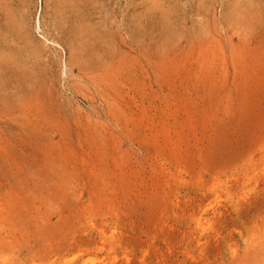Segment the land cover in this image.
Instances as JSON below:
<instances>
[{"label":"rangeland","instance_id":"374dc122","mask_svg":"<svg viewBox=\"0 0 264 264\" xmlns=\"http://www.w3.org/2000/svg\"><path fill=\"white\" fill-rule=\"evenodd\" d=\"M0 264H264V0H0Z\"/></svg>","mask_w":264,"mask_h":264},{"label":"bare ground","instance_id":"6f19581e","mask_svg":"<svg viewBox=\"0 0 264 264\" xmlns=\"http://www.w3.org/2000/svg\"><path fill=\"white\" fill-rule=\"evenodd\" d=\"M86 26V25H85ZM82 28V27H81ZM23 30V29H22ZM23 32V31H22ZM27 33V32H26ZM28 38V37H27ZM30 39V38H29ZM110 39V38H109ZM93 45V44H92ZM84 46V45H83ZM30 47V46H29ZM36 47V46H35ZM26 48V47H25ZM92 48V47H91ZM101 48V47H100ZM90 49V48H89ZM98 49V48H97ZM107 49V48H106ZM34 50V48H33ZM27 51V50H26ZM31 51V50H30ZM38 51V50H37ZM35 51V52H37ZM93 51V50H92ZM32 52V51H31ZM2 53V52H1ZM27 53V52H26ZM38 53V52H37ZM92 53V52H91ZM119 53V52H118ZM14 54V53H13ZM22 54V53H21ZM36 54V53H35ZM77 54V53H76ZM13 56V55H12ZM11 57V56H10ZM7 59V58H6ZM76 59V58H75ZM78 59H79V56H78ZM8 60V59H7ZM10 61V60H9ZM13 61V60H12ZM79 61V60H78ZM15 62V61H14ZM13 63V62H12ZM21 63V62H20ZM5 65V64H4ZM3 65V66H4ZM7 65V64H6ZM8 65H11V64H8ZM20 66V65H19ZM22 66V65H21ZM81 66V65H80ZM21 71V70H20ZM26 72V71H25ZM24 74V73H23Z\"/></svg>","mask_w":264,"mask_h":264}]
</instances>
